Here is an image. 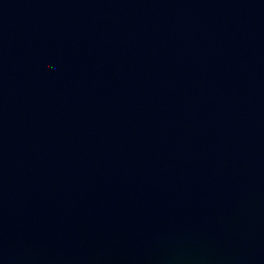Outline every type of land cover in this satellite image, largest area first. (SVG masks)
<instances>
[{
	"label": "water",
	"instance_id": "water-1",
	"mask_svg": "<svg viewBox=\"0 0 264 264\" xmlns=\"http://www.w3.org/2000/svg\"><path fill=\"white\" fill-rule=\"evenodd\" d=\"M0 264H264V0H0Z\"/></svg>",
	"mask_w": 264,
	"mask_h": 264
}]
</instances>
